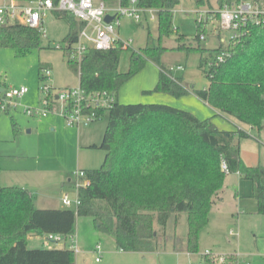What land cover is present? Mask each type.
<instances>
[{"label": "trees", "instance_id": "obj_1", "mask_svg": "<svg viewBox=\"0 0 264 264\" xmlns=\"http://www.w3.org/2000/svg\"><path fill=\"white\" fill-rule=\"evenodd\" d=\"M120 1L123 5L130 3ZM194 1L198 9L210 6L209 0ZM232 1L219 0L220 8ZM179 3L180 0H138L139 6L156 9L160 41L174 32V9ZM57 16L70 24L62 46L67 56L83 24L69 13ZM205 27L198 22L197 39ZM42 37L37 29L21 24L0 25V47H12L21 54L41 48ZM178 49L193 48L181 44ZM197 49L207 50L199 46ZM223 49L220 46L210 50L209 57L201 56L199 66L210 83L195 92L225 117L260 133L264 130V25H251L241 38L230 42L226 48L230 55L218 63L214 60L205 69ZM124 50L130 51V59L128 69L121 71ZM166 50L168 47L156 44L149 31L147 45L140 50L125 48L118 42L110 49L92 48L79 69L71 58L68 62L78 70L84 88L107 89L117 97L120 87L152 60L160 68L154 91L184 95L188 87L182 78L165 73L170 69L162 61ZM46 67L50 66L41 63L40 79ZM11 108L0 106V116ZM106 112L108 122L99 146L106 152L104 162L99 168L85 169L91 184L77 210L38 208L28 188L0 183V264H75L73 249L30 248L28 240L31 234L43 237L58 233L68 237L75 232L78 216L93 217L95 227L113 236L118 249L148 253L159 246L157 225L165 227L172 214L185 212L186 250L196 253L200 231L209 222L210 210L220 199L228 173H239L252 182L257 212L264 215V166L248 165L240 154L239 139L250 136L246 130L238 125L234 130L220 129L213 116L200 118L166 103H121L117 98L111 109L98 111L97 119ZM11 118L18 134L20 129ZM224 163L227 171L222 167ZM206 260L208 264L213 262L210 257Z\"/></svg>", "mask_w": 264, "mask_h": 264}, {"label": "rangeland", "instance_id": "obj_2", "mask_svg": "<svg viewBox=\"0 0 264 264\" xmlns=\"http://www.w3.org/2000/svg\"><path fill=\"white\" fill-rule=\"evenodd\" d=\"M3 1L0 0V3ZM209 2L210 6L198 9L194 0H180L174 9V32L165 36L162 41L159 40L157 19H150L147 17L148 13L147 16H143L141 23L129 17L122 18L120 36L131 40V45L126 48L140 50L145 47L150 31L156 44L168 47L162 55V61L170 67L183 66L182 70L176 69L174 73L182 78L184 85L188 87V92L175 96L167 92L154 91L159 81L160 68L154 61L148 60L143 69L120 87L117 94L118 101L166 103L189 110L200 118L213 116L214 123L224 130H234L236 124H239L250 134L248 137H241L238 141L242 159L248 165L264 166V130L259 133L256 128L240 124L233 118H226L217 113L195 92L208 87L210 83L204 68L199 66L201 56L209 57L210 50L221 45L226 46L230 36L229 31L220 28L219 0H209ZM120 3L122 4L118 0L114 5ZM198 22L206 26L202 31L206 33L205 39L199 40L195 37L198 32ZM45 26L48 37H42L41 48H34L21 54L15 48L0 47L1 87L25 85L29 88L26 94L16 98L9 112H1L0 154L4 156L0 157V183L29 188L38 208L48 204L62 205L61 192L62 195L66 191L72 196L75 195L73 189L64 190L61 186L66 174L79 168L101 167L106 152L99 146L108 122L107 112L100 119L79 127L68 126L59 114L32 117L25 112V107L28 106L42 107L43 92L40 88L44 83L52 84L56 88L80 84L78 70L68 62L64 50L58 47V44L64 45V38L70 31L69 22L64 17L49 14ZM217 30L221 31V36L216 33ZM222 38L226 41L222 42ZM181 44L193 49L190 51L178 49ZM198 46L207 50H199ZM129 59L130 51L124 50L119 66L121 71L128 69ZM41 63L50 66L49 77L39 78ZM208 66L209 64L205 65V69ZM44 74L46 75V70ZM11 116L20 129L18 134L14 132ZM54 120L61 122L56 130L48 125ZM81 135V140L91 141L97 145L90 148L78 147ZM7 158L27 167L28 170H25L27 180L18 178L21 180L19 182L16 176L7 170L4 166L5 162H8ZM239 178L237 173L227 174L223 200L212 206L209 222L200 231L199 249L196 253L186 250L188 221L185 212L172 214L165 227L157 225L160 235L159 246L156 251L148 253L118 249L113 236L102 233L95 227L93 217L78 216L73 238L81 251L75 252V264H192L205 262L203 254L206 250L213 254L210 257L212 264H221L218 260L219 256L226 255L225 264H264V215L247 212L237 214L234 210L238 208L239 203L236 193L247 191L251 182L242 179L240 188L237 185ZM253 199L246 197L244 204L248 205ZM244 208L243 206L242 209ZM232 230L234 234L231 233ZM98 241L103 245L102 254H97L94 250ZM45 243V237L34 234L29 236L30 248L48 247ZM72 244L69 236L58 243H49L50 247L59 248H71ZM96 256H101V260L96 261Z\"/></svg>", "mask_w": 264, "mask_h": 264}, {"label": "built area", "instance_id": "obj_3", "mask_svg": "<svg viewBox=\"0 0 264 264\" xmlns=\"http://www.w3.org/2000/svg\"><path fill=\"white\" fill-rule=\"evenodd\" d=\"M65 13L73 15L76 20L83 24L77 41L67 53V58L77 62V69H79L81 61L92 48L110 49L115 47L118 42H121L125 48L131 45V40L122 38L118 32L123 17L141 22L143 16L148 13L150 19L155 20L157 18L156 9L141 7L138 0H130L128 5L120 3L115 6H108L103 0H4L0 3V25L21 24L28 26L37 29L45 38L48 37L45 26L47 16L49 14ZM107 15L113 16V19L106 21ZM219 22L220 28L229 31L230 36L228 44L226 46L221 45L224 48L223 51L216 55L215 59L209 61V66L214 64V60L218 63L230 55V51L226 50L230 42L241 38L251 25H264V1L233 0L231 3L226 2L220 8ZM216 33L221 36L220 30H217ZM200 39H205V33L200 35ZM221 41L225 42L226 39L222 38ZM58 47L62 48V45L58 44ZM48 68L44 69V71L46 70L44 77H49ZM176 69L182 70L183 66L170 67L169 70H165V73L172 78H176L177 75L174 73ZM2 88L0 86V106L2 109L8 106L13 107L16 98L29 91V88L25 85ZM40 89L43 92L42 107L28 106L25 107V112L32 117L59 114L71 127L90 124L97 120L98 111L111 109L117 101L115 93L110 90L97 89L89 91L81 84L56 88L52 84L44 83ZM222 167L224 170H228L225 163ZM90 184L91 179L87 176L85 170H74L71 190L75 191V195L72 196L68 191L65 192L61 197L63 207L77 210L82 195ZM231 233L234 234L235 232L232 230ZM73 236L74 234L69 236L73 243L71 249L79 253L81 249ZM43 237H45V244L48 247H50V242L58 243L67 238V236L58 233L46 234ZM102 248L101 242H98L94 250L97 254H102ZM203 255L205 262L200 261L192 264H208L206 257H211L213 254L206 250ZM101 258V256H96V261H100ZM218 260L221 264H225L227 255L219 256Z\"/></svg>", "mask_w": 264, "mask_h": 264}, {"label": "crops", "instance_id": "obj_4", "mask_svg": "<svg viewBox=\"0 0 264 264\" xmlns=\"http://www.w3.org/2000/svg\"><path fill=\"white\" fill-rule=\"evenodd\" d=\"M96 1H99V0H96ZM108 6H115L114 4H110L108 1H111V0H108V1H105V0H103ZM108 2V3H107ZM117 5V4H116ZM148 17V16H147ZM211 17H212V15H211ZM145 20H147V18L145 19ZM141 23V22H140ZM121 26H122V24H121ZM121 26L118 28V32H119V34H120V28H121ZM178 76V75H177ZM64 87H71V86H64ZM64 87H61V88H64ZM117 98H118V96H117ZM207 103V102H206ZM214 109V108H213ZM215 110V109H214ZM217 113H219L217 110H215ZM221 114V113H220ZM224 116V115H223ZM227 118V117H226ZM229 118V117H228ZM63 119V118H62ZM65 121V120H64ZM241 124V123H240ZM48 125H50V127L52 126L53 127V129L54 130H56L60 125H61V122L60 121H53L51 124H48ZM236 125H238L240 128H242L241 127V125H239V124H236ZM243 129V128H242ZM104 133H105V129H104ZM104 133H103V136H104ZM103 136H102V139H103ZM82 139V135L80 136V145L78 144V147L80 146V148H82V147H87V148H90V147H93V146H96L97 144L96 143H91V141L89 142H87V141H84V140H81ZM102 139H101V141L100 142H102ZM82 143H84L85 145H82ZM79 151H80V149H79ZM1 156H4V155H1L0 154V157ZM7 157H10V158H15V156H12V155H6ZM10 158H7L8 159V162H5V165L4 166H6V168H7V170L11 173V174H13L14 176H16V178L18 179H23V180H27V176H26V172H25V170H28L27 169V167H25V165H20V164H18L17 162H14L13 160H11ZM17 161V160H16ZM79 169H82V168H79ZM86 168H83V170H85ZM239 176H240V174L239 173H237ZM65 179H62V181H61V186H62V188H64V190H71V183H72V181H73V172L72 173H68V174H66V176L64 177ZM18 179V180H19ZM243 178L240 176V178L238 179V183H237V185L241 188V180H242ZM19 182H21V180H19ZM8 184H11V183H5L4 185H6V186H11V185H8ZM19 184H21V183H19ZM21 185H23V184H21ZM249 188H248V190L247 191H242V192H240V191H238L237 193H236V195L238 196V208H236V209H234L235 210V213H245V212H247V213H256V214H259L258 212H257V201H256V199L254 198L253 200H251V203H248V205H245L244 203H246V200H245V198L247 197V198H251L252 197V191H253V187H252V182H249ZM17 186V185H16ZM24 186V185H23ZM225 187V186H224ZM25 188H27V187H25ZM29 189V188H28ZM225 189V188H224ZM30 190V189H29ZM62 191V190H61ZM67 192V191H66ZM223 192H224V190H223ZM223 192L220 194V199L215 203V204H218L219 202H221L222 200H223ZM61 195H62V192H61V194H60V202H62L61 201ZM214 204V205H215ZM37 206V205H36ZM243 206L245 207L244 208V210L242 209L243 208ZM61 207H63V205H61V204H58V203H56V204H48V205H46L45 207H39V208H61ZM260 215V214H259ZM262 215V214H261ZM99 242V241H98ZM97 242V243H98ZM103 246V245H102Z\"/></svg>", "mask_w": 264, "mask_h": 264}, {"label": "water", "instance_id": "obj_5", "mask_svg": "<svg viewBox=\"0 0 264 264\" xmlns=\"http://www.w3.org/2000/svg\"><path fill=\"white\" fill-rule=\"evenodd\" d=\"M112 19H113V16H111V15H107V16H106V21H111ZM2 89H3V88H2ZM2 89H1V90H2Z\"/></svg>", "mask_w": 264, "mask_h": 264}]
</instances>
